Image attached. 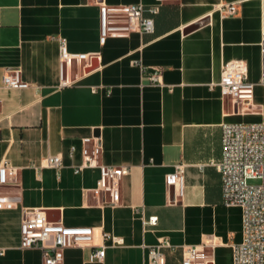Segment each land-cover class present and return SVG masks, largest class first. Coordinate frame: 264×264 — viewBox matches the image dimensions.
I'll list each match as a JSON object with an SVG mask.
<instances>
[{
	"label": "crops",
	"instance_id": "crops-1",
	"mask_svg": "<svg viewBox=\"0 0 264 264\" xmlns=\"http://www.w3.org/2000/svg\"><path fill=\"white\" fill-rule=\"evenodd\" d=\"M238 3L236 15L221 5ZM156 0H0V165L18 168L0 185V264H43L40 248L21 247L25 208L49 220L94 228L93 245L69 247L64 264H148L149 247L169 238L177 246L166 264H182V246L204 247L210 264H233L243 240V211L223 198L225 123L264 121V0H167L154 14L155 31L109 36L101 43V5ZM145 15H151L147 9ZM89 60L61 61V41ZM244 60L253 84L248 104L222 94L223 66ZM20 68L31 85L3 84ZM148 73H158L152 82ZM66 83V84H65ZM98 137L102 161L129 166L121 203L95 188L98 168H84V138ZM62 157L60 168L37 166ZM184 163L185 192L166 182ZM157 216L155 225L144 220ZM123 238L113 244L104 234ZM106 246L103 262L91 261Z\"/></svg>",
	"mask_w": 264,
	"mask_h": 264
},
{
	"label": "built area",
	"instance_id": "built-area-1",
	"mask_svg": "<svg viewBox=\"0 0 264 264\" xmlns=\"http://www.w3.org/2000/svg\"><path fill=\"white\" fill-rule=\"evenodd\" d=\"M159 4L167 0H156ZM159 4L146 8L144 4H126L123 6L101 5V43L109 36H128L134 31L153 33L155 31L154 14L159 12ZM151 15H145L146 10ZM221 9L229 15L238 13V3L228 2ZM264 82V30L261 39ZM73 59L89 60L88 54H72L68 51L65 39L61 41V61L70 63ZM152 82H161L158 73H148ZM3 84L11 88H27L31 84L21 77L20 68H7L3 75ZM66 84V83H65ZM222 94L231 98L234 106L248 104L252 97L253 84L248 79L247 64L244 60L228 61L222 70L220 80ZM84 160L77 166L76 172L84 168H98L100 179L95 188L97 192L108 194V203H121V184L130 173L129 166L108 165L102 161L103 145L98 137L84 138ZM222 157L215 163L222 174L223 198L227 205L240 206L243 211V240L234 245L233 264H264V121L234 122L223 125ZM62 157L47 156L37 166L60 168ZM18 168L9 161L0 165V185L15 178ZM186 165L179 163L175 171L168 174L166 182L174 186L183 196L185 192ZM250 180H257L251 183ZM15 198L0 196V206L15 203ZM157 216L144 220L145 225L157 224ZM113 244L123 243V238L104 234ZM94 228L86 226H67L61 221L49 220L44 209L25 208L21 222V247L40 248L43 264H64L65 250L69 247L93 245ZM177 246L169 238H162L158 244L149 247L148 264H166L167 252H173ZM182 264H210L209 254L204 247L197 245L182 246ZM106 246L92 251L91 261L103 262Z\"/></svg>",
	"mask_w": 264,
	"mask_h": 264
},
{
	"label": "rangeland",
	"instance_id": "rangeland-1",
	"mask_svg": "<svg viewBox=\"0 0 264 264\" xmlns=\"http://www.w3.org/2000/svg\"><path fill=\"white\" fill-rule=\"evenodd\" d=\"M251 183H256L258 182L257 180H250Z\"/></svg>",
	"mask_w": 264,
	"mask_h": 264
}]
</instances>
